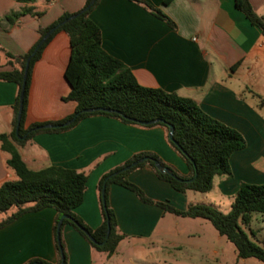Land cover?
<instances>
[{"label":"crops","instance_id":"1","mask_svg":"<svg viewBox=\"0 0 264 264\" xmlns=\"http://www.w3.org/2000/svg\"><path fill=\"white\" fill-rule=\"evenodd\" d=\"M87 1L38 0L27 5L43 16L26 15L10 29L1 23L0 48L14 56L25 55L38 42L39 29L50 27L64 14L78 12ZM141 1L166 16L174 27L129 0H99L89 19L100 30L103 50L126 65L141 87L194 101L206 115L240 133L246 146L231 155V176L215 177L211 190L204 194L176 192L149 166L132 171L126 180L153 204L111 185L108 203L123 240L107 257L66 225L62 241L67 264H262L240 259L234 247L221 243L222 237L206 231L202 220L166 214L156 204L167 203L179 211L204 204L229 212L240 184L264 185V38L235 8V0ZM249 3L258 16H264V0ZM23 6L17 0H0V18ZM70 54L69 37L56 32L32 70L25 129L74 113L76 103L62 100L70 93L64 76ZM9 70L0 51V71ZM16 96L15 84L0 82V135L11 132ZM18 152L31 171L55 166L88 176L83 202L74 212L91 230L101 225V178L134 155L153 153L181 175L189 173L167 144L163 128L130 126L104 116L84 119L65 132L37 134ZM8 159L0 143V185L18 179ZM55 216L53 209H44L0 229V264L34 260L57 264ZM244 230L253 242L264 246L263 215L253 214Z\"/></svg>","mask_w":264,"mask_h":264},{"label":"trees","instance_id":"2","mask_svg":"<svg viewBox=\"0 0 264 264\" xmlns=\"http://www.w3.org/2000/svg\"><path fill=\"white\" fill-rule=\"evenodd\" d=\"M37 1L17 0V3L24 6L0 18V25L4 23V29H10L26 15L34 18L42 17L43 12H37L33 7L27 6L35 4ZM98 1L96 0L86 12L55 30L30 59L18 135H16V119L26 60L50 29L70 16L78 14L89 5L91 0H88L78 12L64 14L50 27L39 29L38 42L25 55L14 56L0 48L7 58V65L11 68L9 71H0V82L13 83L17 86L12 129L9 135H0V143L2 151L9 154L8 167L15 172L18 178L17 181L5 182L0 185V214L7 215L11 212L0 222V229L7 227L26 214L53 209L56 212L53 237L58 256L57 264H60L61 261L63 264H67L62 241V229L66 225L73 227L94 251L104 253L107 257L114 254L118 243L123 240L124 236L117 231L115 215L108 203L109 187L119 185L133 192L143 203L153 204L138 187L126 180L127 175L132 171L149 166L158 179L167 182L176 192L204 194L211 190L215 177L231 176L229 159L233 153L246 146L240 133L206 115L194 101L159 89L141 87L126 65L108 55L102 48L99 28L89 19V14ZM129 1L174 27V24L166 16L148 3L141 0ZM170 1L165 0V4ZM235 8L245 16L251 25L260 30L264 38V16H258L255 13L249 0H235ZM59 31H63L69 37L71 48L69 63L64 74L70 87V93L62 100L75 102L76 109L72 115L61 121L35 123L25 129L24 123L33 67L41 58L43 50L54 34ZM97 108L110 109L115 112H85ZM93 116L113 118L123 124L141 128H163L167 144L184 161L189 171L186 176H183L173 167L163 163L153 153L144 152L134 155L122 166L101 178L98 185L101 225L96 230L89 229L74 212L83 202L88 176L85 173L55 166L36 172L31 171L18 152V147L24 146L37 134L65 132L74 128L82 120ZM71 119H74V122L65 128L33 130L44 125L59 126ZM154 120H159V122L154 125H144ZM169 126L174 129L173 140L177 146L168 138ZM142 158H146L147 161L126 172L114 175ZM154 162L169 168L179 181L157 171ZM103 187L105 189L104 201L101 199ZM156 205L166 214L191 220L208 221L220 237L233 245L240 259H255L264 264V246L253 242L244 231V229H248L253 214L264 216V185L240 184L227 214H222L215 208L204 204L189 205L184 211H179L167 203H157ZM63 216L65 219L57 234V225ZM108 228L110 232L106 239ZM29 264L48 263L34 260Z\"/></svg>","mask_w":264,"mask_h":264},{"label":"water","instance_id":"3","mask_svg":"<svg viewBox=\"0 0 264 264\" xmlns=\"http://www.w3.org/2000/svg\"><path fill=\"white\" fill-rule=\"evenodd\" d=\"M95 1L96 0H91V2L89 3V5L87 7H85L83 10H81L78 14L70 16L69 18H67L66 20H64L62 23L58 24L56 27L50 29L44 35V37L40 40V42L38 43L37 47L35 48V50L30 55V57L26 60L25 69H24V75H23L22 88H21L20 95H19V106H18V113H17V119H16V135H18V131H19V127H20V120H21V114H22V109H23V98H24V92H25V84H26L27 70H28V65H29L30 59L35 55V53L37 52L38 48L49 38V36L55 30H57L59 27H61L66 22H68L70 20H73V19L77 18L78 16H80L81 14H83L84 12H86L94 4ZM97 111H102V112H106V113H114L115 112V111L110 110V109H101V108L90 109V110H87L85 112H97ZM73 122H74V119H71V120H69V121H67L64 124L59 125V126L44 125V126H40L38 128H35L33 130L34 131H39V130H46V129L65 128V127L70 126ZM158 122H159V120H154V121H150L148 123H145L144 125H154V124H156ZM173 132H174L173 127L172 126H169L168 138H169V140L171 142H173L177 146V143H175L174 140H173ZM21 139H24V138H21ZM145 161H147L146 158L139 159L136 162H133L132 164L124 167L119 172L115 173L114 175H116L118 173L126 172V171H128V170L136 167L137 165L144 163ZM154 166H155L156 170L159 171L161 174L168 175V176L173 177L174 179H176V180L179 181V179L173 174V172L169 168L162 166L158 162H154ZM104 192H105V189L103 187L102 192H101V199H102V201H104ZM64 219H65V217L63 216V217H61V219L58 222V225H57V234L59 233V230L61 228V225H62V222H63ZM109 232L110 231H109V228H108L106 239L109 236ZM60 264H63L62 261H61Z\"/></svg>","mask_w":264,"mask_h":264},{"label":"rangeland","instance_id":"4","mask_svg":"<svg viewBox=\"0 0 264 264\" xmlns=\"http://www.w3.org/2000/svg\"><path fill=\"white\" fill-rule=\"evenodd\" d=\"M199 197H201V196H199ZM214 208V207H213ZM216 210H218L219 212H221L222 214H227L228 213V210L227 209H224L223 207H220V209L218 208V209H216ZM256 216H258V214H255V217ZM2 218H4V216L3 215H0V219H2ZM203 221V223H205V225H206V231L208 232V233H211L212 235H216L217 236V232L214 230V228L212 227V225L208 222V221H206V220H202ZM245 231V230H244ZM247 234H248V231H245ZM251 239V238H250ZM221 243L225 246V247H228V248H233V246L229 243V242H227L224 238H221Z\"/></svg>","mask_w":264,"mask_h":264}]
</instances>
